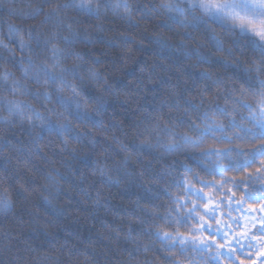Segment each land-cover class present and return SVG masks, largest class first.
<instances>
[{"label": "trees", "instance_id": "1", "mask_svg": "<svg viewBox=\"0 0 264 264\" xmlns=\"http://www.w3.org/2000/svg\"><path fill=\"white\" fill-rule=\"evenodd\" d=\"M262 82L187 1L0 0V264H264Z\"/></svg>", "mask_w": 264, "mask_h": 264}, {"label": "rangeland", "instance_id": "2", "mask_svg": "<svg viewBox=\"0 0 264 264\" xmlns=\"http://www.w3.org/2000/svg\"><path fill=\"white\" fill-rule=\"evenodd\" d=\"M187 1L191 7L201 9L211 18L220 22L235 26L241 32L254 35L261 41H264V0H183ZM211 4L212 7L208 8ZM216 4L222 5H239L238 8L228 7L217 10ZM207 8V10H206ZM242 27L244 30H242ZM223 210L220 206L209 200L206 201L204 213L200 220L201 232L210 236L207 240L213 242L216 234H221L226 244H230L234 237L230 235L222 222ZM257 222L258 218L255 213L246 214L244 221Z\"/></svg>", "mask_w": 264, "mask_h": 264}, {"label": "snow or ice", "instance_id": "3", "mask_svg": "<svg viewBox=\"0 0 264 264\" xmlns=\"http://www.w3.org/2000/svg\"><path fill=\"white\" fill-rule=\"evenodd\" d=\"M210 7H212L211 4L208 5V8H210ZM228 7L238 8L239 5H231V6L222 5V4H216L215 5V8L217 10L225 9V8H228ZM206 10H207V8H206ZM242 30H244L243 27H242ZM262 83H264V82H262ZM73 91L75 92L76 89L73 88ZM259 97H260L259 100H258V104L260 106L259 115H256V113L252 111L251 105H248V107H249V110H250L251 118L254 121L253 127L254 128H258L260 130V138L264 139V92H261L259 94ZM244 130L251 131V129H244ZM255 136H256V133H253V137L254 138H255ZM252 151H254V152H262V151H264V145H261V146L257 147L256 149H253ZM241 154H243V153H241ZM165 235H167V233H165Z\"/></svg>", "mask_w": 264, "mask_h": 264}, {"label": "clouds", "instance_id": "4", "mask_svg": "<svg viewBox=\"0 0 264 264\" xmlns=\"http://www.w3.org/2000/svg\"><path fill=\"white\" fill-rule=\"evenodd\" d=\"M10 198V197H9Z\"/></svg>", "mask_w": 264, "mask_h": 264}]
</instances>
